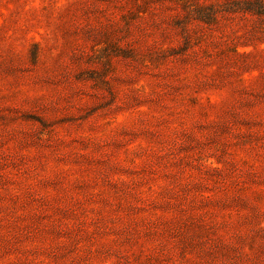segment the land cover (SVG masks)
<instances>
[{
    "label": "rangeland",
    "instance_id": "374dc122",
    "mask_svg": "<svg viewBox=\"0 0 264 264\" xmlns=\"http://www.w3.org/2000/svg\"><path fill=\"white\" fill-rule=\"evenodd\" d=\"M0 264H264V0H0Z\"/></svg>",
    "mask_w": 264,
    "mask_h": 264
}]
</instances>
